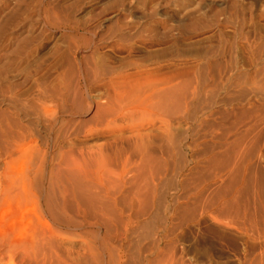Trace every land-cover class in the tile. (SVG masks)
<instances>
[{"label": "rangeland", "instance_id": "obj_1", "mask_svg": "<svg viewBox=\"0 0 264 264\" xmlns=\"http://www.w3.org/2000/svg\"><path fill=\"white\" fill-rule=\"evenodd\" d=\"M112 81L141 97L177 85L182 107L164 137L155 118L118 119L153 137L156 177L101 260L91 222L68 229L48 204L57 167L111 141L88 131ZM263 205L264 0H0V264H255Z\"/></svg>", "mask_w": 264, "mask_h": 264}, {"label": "bare ground", "instance_id": "obj_2", "mask_svg": "<svg viewBox=\"0 0 264 264\" xmlns=\"http://www.w3.org/2000/svg\"><path fill=\"white\" fill-rule=\"evenodd\" d=\"M73 72L75 73V71ZM80 75L83 77L82 72ZM112 82L111 100L105 104L91 101L89 105V109H92V116L88 131L91 133L97 132L96 129L107 131L111 141L88 150L87 154L82 155L80 153L81 156L78 157H67L63 161L64 163H61L62 166L60 165V168L58 166V169L55 170L58 181L62 185V193L59 197L57 196L54 202L50 201L48 204L50 216L68 229L79 228L84 226L87 221L91 222L93 229L91 233L98 242L101 260L106 253L111 251L110 246L113 245L111 243L113 239H124L125 234L133 226H137L139 221L148 214V207L150 208L151 205L150 197L154 191L151 176L155 174L151 176L150 174L157 165V161L156 156L149 152L153 137L143 133L140 129L134 130L133 136L125 137L116 129L118 119L123 117L128 121L136 119L144 122L155 118L159 122L161 137H164L170 134L168 119L178 114L182 107L179 86L177 85H171L167 89H155L141 97L140 93L133 91L131 87L128 88V86L117 84L115 81ZM253 201L255 202V200ZM261 202L263 203L262 199ZM119 203L124 204L125 210L119 208ZM257 208L256 213L254 212L256 215L254 216L256 217L255 222L250 223L253 224L255 236L264 243V205L261 209ZM248 212L251 213V209ZM246 216H244L245 221H249V215L248 218ZM216 220L220 219L217 217ZM221 220L223 219L221 218ZM246 227L250 229V227ZM261 241L260 243L258 241L257 244L260 245ZM54 245L53 241H50V247L52 248ZM37 247L30 250L35 252ZM158 249L160 250V246ZM114 253H111L113 255L110 254V257H116ZM96 259L98 260V258ZM174 261L172 259L165 260L160 256L153 264H180L178 263L179 260L178 262ZM151 263L148 261L146 264ZM256 263L264 264V254L256 260Z\"/></svg>", "mask_w": 264, "mask_h": 264}]
</instances>
